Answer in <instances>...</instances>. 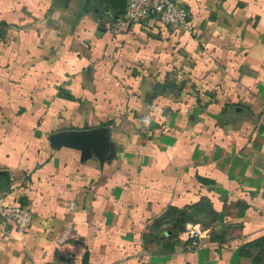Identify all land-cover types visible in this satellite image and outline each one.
Masks as SVG:
<instances>
[{"label":"crops","instance_id":"1","mask_svg":"<svg viewBox=\"0 0 264 264\" xmlns=\"http://www.w3.org/2000/svg\"><path fill=\"white\" fill-rule=\"evenodd\" d=\"M179 1L192 34L0 0V196L34 214L0 264H264V0ZM102 126L105 157L49 140Z\"/></svg>","mask_w":264,"mask_h":264},{"label":"built area","instance_id":"2","mask_svg":"<svg viewBox=\"0 0 264 264\" xmlns=\"http://www.w3.org/2000/svg\"><path fill=\"white\" fill-rule=\"evenodd\" d=\"M106 20L115 33H121L136 24L145 21L161 23L183 33L195 32V25L189 8L179 0H127L125 12L114 17L112 11L106 12ZM8 194L0 196V225L5 228L7 237L11 230L5 225L12 222L21 233H26L34 220L33 211L24 205L7 204ZM203 235L202 227L193 225L189 228L190 249L200 247Z\"/></svg>","mask_w":264,"mask_h":264},{"label":"water","instance_id":"3","mask_svg":"<svg viewBox=\"0 0 264 264\" xmlns=\"http://www.w3.org/2000/svg\"><path fill=\"white\" fill-rule=\"evenodd\" d=\"M89 4L96 1L97 5H107L102 14L112 11L114 17L123 14L126 9L127 0H86ZM100 10V9H99ZM105 24V23H103ZM50 143L55 147L68 146L82 150L83 156L87 157L92 152L105 157L113 148L110 128L107 126L96 127L84 130H64L52 133L49 136ZM4 179L10 180V173L5 169H0V189Z\"/></svg>","mask_w":264,"mask_h":264},{"label":"flooded vegetation","instance_id":"4","mask_svg":"<svg viewBox=\"0 0 264 264\" xmlns=\"http://www.w3.org/2000/svg\"><path fill=\"white\" fill-rule=\"evenodd\" d=\"M89 4H92V6H94V8L96 9L97 12H102V13L104 12V10L106 9V6H107L105 4H103V5H97L96 4V1H92Z\"/></svg>","mask_w":264,"mask_h":264},{"label":"trees","instance_id":"5","mask_svg":"<svg viewBox=\"0 0 264 264\" xmlns=\"http://www.w3.org/2000/svg\"><path fill=\"white\" fill-rule=\"evenodd\" d=\"M101 13V12H100Z\"/></svg>","mask_w":264,"mask_h":264}]
</instances>
